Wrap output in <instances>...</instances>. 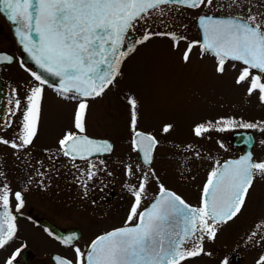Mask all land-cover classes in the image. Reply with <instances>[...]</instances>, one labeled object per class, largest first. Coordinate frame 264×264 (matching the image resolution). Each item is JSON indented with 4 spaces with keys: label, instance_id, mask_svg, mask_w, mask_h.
Returning a JSON list of instances; mask_svg holds the SVG:
<instances>
[{
    "label": "flooded vegetation",
    "instance_id": "flooded-vegetation-1",
    "mask_svg": "<svg viewBox=\"0 0 264 264\" xmlns=\"http://www.w3.org/2000/svg\"><path fill=\"white\" fill-rule=\"evenodd\" d=\"M217 1L219 0H214V3ZM222 2L223 0L219 1L218 7L213 9L172 5L169 7L171 12H164L152 24L145 20L134 24L126 35L124 48L134 47L135 50L122 58L120 73L131 60H158L159 55L155 52L159 48L164 49V46L185 51L192 42L202 43L198 26L200 15L257 14L264 18V0H251L248 5L233 7V10L221 8ZM248 8H251V13L247 11ZM184 11L194 15L193 25L176 21ZM172 16L174 23L165 22ZM172 32L183 38L178 47L173 46V39L169 35H160ZM189 32L192 33L191 38ZM146 34L150 38L140 43ZM201 43L194 47L195 60L216 68L217 57L211 52H202ZM0 51L4 52L3 56L12 57L10 62L0 60V137L12 141L21 132L26 96L38 82L30 74L35 71L33 66L22 60L23 55L11 27L1 13ZM229 64L238 72L245 67L239 61L228 60L225 66ZM252 72L254 75L259 74L256 69ZM117 77L109 86L110 92L103 104L97 101V97L83 98L75 93L62 95L55 83L45 84L40 100L36 136L32 144L22 149H13L10 144L0 143V187L7 186L12 192L21 191L24 195V206L19 211L16 210V201L10 197V210L16 216V234L4 248H0V264H6L17 250L19 254L15 256L13 264H58L54 260L56 256L70 259L75 264V248L79 247L86 254L97 236L125 226L135 202L126 185L138 186L143 172L154 173L158 182L149 178L141 210L158 194L161 183L180 195L188 204L199 207L203 187L217 162L222 164L248 153L252 154L256 162L264 161V132L258 128L241 127V124L249 122L223 125L216 124L223 118H211L215 127L198 137L193 129L198 124L207 125L209 122L192 125L170 119L145 118L143 115L146 107L137 101L136 130L154 135L159 142L152 152L151 163L146 164L142 159L143 154L137 153L132 147V107L129 99L137 100L139 94L135 97L125 86L118 84ZM17 99L21 101L19 111L14 106ZM81 99H86L88 103L83 135L98 141H108L112 150L93 155L88 160L73 161L62 154L59 140L65 132L76 131L74 118ZM100 105L105 106L107 114ZM146 110L152 111L151 108ZM228 117L224 116V120ZM165 124L173 126L167 133L162 131ZM221 128L224 130H218ZM100 160L105 163L99 165ZM89 162L97 164V175L88 181L85 192L82 181L87 177ZM128 165L133 166L135 175L127 174ZM136 165H140V171H136ZM262 210L264 175H257L241 212L233 218L235 245L229 250L225 249L222 262L216 261V264H225V261L227 264H257L259 258L264 256V236L261 230L264 221H260L264 219H259ZM2 211L3 208L0 207V212ZM253 233L256 235L249 239ZM68 237H72L70 243H63ZM191 258L194 257L186 260Z\"/></svg>",
    "mask_w": 264,
    "mask_h": 264
},
{
    "label": "snow or ice",
    "instance_id": "snow-or-ice-1",
    "mask_svg": "<svg viewBox=\"0 0 264 264\" xmlns=\"http://www.w3.org/2000/svg\"><path fill=\"white\" fill-rule=\"evenodd\" d=\"M243 2L229 0L226 5L221 3L220 7L231 9L235 5L239 8ZM165 5L211 8L214 0H0V13L17 25L15 31L19 42L31 54L36 65L60 78L57 89L60 94L75 93L78 97L94 98L102 96L114 83L120 75L122 58L135 50L134 47L124 48L126 35L134 24L148 18L153 10L163 15L162 6ZM247 11L251 13V8ZM199 24L203 30L201 50L217 57L216 72L223 74L228 60L241 62L245 67L235 83L242 85L247 82L248 94L258 90L261 101H264V18L257 14L229 15L228 18L208 15L201 16ZM160 35H169L174 47H178L183 39L175 32ZM149 38L150 35L146 34L140 43ZM200 43L188 44L182 56L185 63L190 59L192 48ZM0 60L10 62L12 57L2 56ZM253 69L259 74L254 75ZM30 74L38 84L26 96L21 132L12 141L0 137V143L10 144L13 149L31 145L36 136L40 100L48 80L36 71ZM129 103L132 107L133 150L142 153L143 161L150 164L152 152L159 142L154 135L136 130L137 100L130 98ZM14 106L19 111L21 101L17 99ZM87 109V100L81 99L74 118L76 131L65 132L59 140L60 151L73 161L88 160L93 155L112 150L108 141L83 135ZM230 123L234 121L221 119L216 122ZM8 126H11L10 122ZM172 127L165 124L162 131L167 133ZM211 127H215L211 122L198 124L193 131L199 137ZM241 127L258 128L264 132V124L260 122L241 124ZM98 163L103 165L105 162L100 160ZM126 171L129 176L135 175L132 165H128ZM136 171H140V165H136ZM81 175H84L83 170ZM96 175L97 164L89 162L87 177L82 181L85 192L88 181ZM257 175H264V161L256 162L251 153L223 164L217 162L203 187L199 207L188 204L161 183L153 202L141 210L149 178L158 182L154 173L143 172L138 186L126 185L135 202L125 226L97 236L86 255L79 247L75 248V264H182L187 258L199 256L204 252V239H214L218 226L241 212ZM10 197L16 201L17 211L24 206L21 191L12 192L7 186L0 187V207L3 208L0 212V248H4L16 234V216L10 210ZM255 235L253 233L249 239ZM71 240L72 237H68L63 243L69 244ZM18 254L19 250L6 264H13ZM54 260L58 264H73L72 260L60 256ZM257 264H264V256Z\"/></svg>",
    "mask_w": 264,
    "mask_h": 264
},
{
    "label": "rangeland",
    "instance_id": "rangeland-1",
    "mask_svg": "<svg viewBox=\"0 0 264 264\" xmlns=\"http://www.w3.org/2000/svg\"><path fill=\"white\" fill-rule=\"evenodd\" d=\"M219 1L215 2L211 8H203L218 7ZM228 2L229 0H223L222 3L226 5ZM250 2L251 0H244L242 5H248ZM169 7L165 5L162 6V9L164 12L169 10L171 12L172 9ZM233 7L236 6L233 5ZM233 7L231 9L225 7V10H233ZM158 16L160 14L154 10L145 21L152 24ZM172 19H174L173 16L164 21L174 23ZM176 21L193 25L195 19L190 12L184 11L181 12ZM189 36L192 37L191 32H189ZM184 52L177 51V48L169 49L164 46V49L159 48L155 52L156 55H159L158 60L150 58L131 60L126 64L125 69L121 70L117 77L118 84L125 86L135 97L139 94L138 103L144 105V108H151L153 111L145 108L143 117L170 119L173 122L194 125L198 122H212L211 118L225 119L224 116H229L226 120L234 121L230 125L241 122L250 123V121L264 124V101H261L258 90L251 95L248 94L247 82L242 85L235 83L240 72L229 64L225 66L223 74L217 73L216 68H212L205 62L195 60V48H192L190 59L185 63L182 59ZM109 90L110 87L105 90L102 96L97 97L100 104L105 102ZM100 107L104 113H108L105 106L100 105ZM261 214L259 219H264V210ZM261 230L264 236V225H262ZM234 245V219H232L218 226L214 239H204V252L201 255L186 260L182 264H216V261L221 263L224 250H229Z\"/></svg>",
    "mask_w": 264,
    "mask_h": 264
},
{
    "label": "water",
    "instance_id": "water-1",
    "mask_svg": "<svg viewBox=\"0 0 264 264\" xmlns=\"http://www.w3.org/2000/svg\"><path fill=\"white\" fill-rule=\"evenodd\" d=\"M1 14L4 16V18L6 19V21L9 23V25H10V27H11L12 33H13V35H14V37H15V39H16V42H17V44H18V46H19V48H20V50H21V53H22V55H23L22 60L25 61V62L30 63V64L33 66L34 70H35L38 74H40L44 79H47V80H48V83H55L58 87H60V78H59V77L52 76L51 74L47 73L44 69H41V68H39V67L36 65V63L34 62V60L31 58V54L28 53V52H26V51L24 50V48H23V45H21L20 42H19V37L16 35V31H15L17 25H14L10 20H8L5 14H3V13H1ZM208 15H211V16H213L214 18H228V16H216V15H212V14L200 15V16L198 17V26H199V29H200V32H201V41H202V42H203V30H202V28H201V26H200V24H199V19H200L201 16H208ZM201 45H202V43H201ZM3 54H4V52L0 51V56H3ZM242 133H246V132H242ZM229 160H233V159H229ZM226 161H228V160H226ZM226 161H224L223 163H225ZM223 163H222V164H223ZM171 191H172V190H171ZM157 195H158V194H157ZM157 195H156V196H157ZM156 196H155V197H156ZM151 202H153V200H152ZM151 202H150V203H151ZM150 203H149V205H150ZM149 205H148V206H149ZM148 206H147V207H148ZM192 206H193V205H192ZM147 207H145V208H147ZM123 227H124V226H123ZM119 228H120V227H119ZM115 229H116V228H115ZM112 230H114V229H112ZM112 230H110V231H112ZM110 231H108V232H110ZM106 233H107V232H106ZM95 239H96V238H95ZM95 239H94V240H95ZM88 251H89V249H88ZM88 251H87V252H88ZM87 252H86V254H87ZM86 254H85V255H86Z\"/></svg>",
    "mask_w": 264,
    "mask_h": 264
}]
</instances>
